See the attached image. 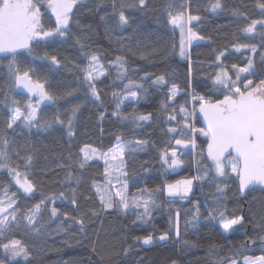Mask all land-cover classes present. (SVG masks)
Segmentation results:
<instances>
[{
  "label": "snow or ice",
  "instance_id": "6c2138e0",
  "mask_svg": "<svg viewBox=\"0 0 264 264\" xmlns=\"http://www.w3.org/2000/svg\"><path fill=\"white\" fill-rule=\"evenodd\" d=\"M89 2L0 0V58L8 61L4 99L0 100L8 110L4 123L0 125V171L6 172L9 178L7 183L0 184V264H21V261L31 264L33 244L46 246L54 236L62 233L75 235L71 231L73 225L78 226V232L84 235V239H88L87 223L92 217L110 211L127 215L135 209L136 219L132 223H147L152 219L154 210L167 206L169 227L158 239L167 241L173 230L179 239L181 209L176 208L174 216L172 209L177 200H190L197 182L207 181L216 186V198L212 206L207 208L204 220L215 222L225 234L238 231L244 227L245 217L236 215L235 210L230 212L224 202L230 185H235V191L241 197L257 186L264 189V0L255 2L254 7L259 10L258 18H252L238 7L230 10L237 20L238 33L232 34L231 51L229 46L213 50L215 55L207 65L210 71L205 74L206 91L203 93H198L193 87L194 62L190 48L195 41L212 38L203 36L199 31L203 20L199 8L194 14L192 0H179V3L177 0H167L160 10L167 17L173 37L177 31L179 33L178 45L173 39L168 54L178 55L181 60L187 61V88L182 93L179 85L169 83L167 74L152 78L151 74L145 73L140 79L145 82L150 80L149 87L167 88L158 110L168 125L166 130L161 128L168 139L164 147L157 149L161 168L165 174L183 168L186 161L182 159L181 150L190 148L194 154L192 163L196 174L172 182L164 180L153 188L144 187L131 193L129 181L132 176L128 172L127 160L132 154L146 150L149 144L147 138L133 137L126 140L123 135H116L115 142L107 148L93 147L88 143L77 146L74 143L77 137L75 124L80 104H74L66 115L59 108L50 117L42 115L48 105H57L59 100L72 96L77 89L60 92L47 74H39L33 66L34 61H47L48 72H54L62 66L66 67L67 58L62 60L57 54L47 51L39 55L37 50L51 47L58 41L66 42L73 36L74 27L80 30L75 37L76 43L84 49L92 25L81 21L78 16ZM103 3L104 0L97 3V10ZM111 6V13L105 12L99 19L107 24L109 17L114 18V26L118 29L131 26V17L126 13L129 8L145 13L157 11L149 0H112ZM205 10L215 14L225 11V5L222 0H209ZM241 24L242 27L239 26ZM234 54H239L243 59L228 63V57ZM148 55L150 53L140 52L142 59ZM85 56L86 64H74L79 70L77 79L80 80L82 75L81 82L87 86L91 99L102 105L96 81L106 74L108 68L101 62L99 54L88 52ZM127 63L123 56L109 61V67L117 70V79L122 82L127 79L123 89L112 94L118 102L111 115L118 120L128 121L135 131L150 125L153 113L138 114L135 110L128 114L122 112L121 106L126 101L139 102L149 90L144 83L127 76ZM196 63L202 65V62ZM17 89L27 93L23 103L12 95ZM181 94L186 99L177 104ZM105 117L106 110L100 111L99 119L103 121ZM197 119L202 120L203 127L196 126ZM57 126L63 128L68 138L66 154L62 153L55 165L64 171V178L60 181L61 190L49 194L41 192L40 198L29 204L28 201L40 191L34 171L39 149L30 143L27 146L18 144L10 133L19 134L17 129L21 127L31 133L33 129L46 132ZM99 161L104 165L103 180L93 178L88 183L85 171L92 163ZM144 170L148 171L147 168ZM40 171L46 178L51 169L43 168ZM81 197L85 203L93 200L96 203L80 211ZM21 201H24L23 205ZM57 201H60V205L67 203L77 214L62 211ZM191 203L194 211L184 223L186 226L199 227L202 216L200 204L195 200ZM248 222L253 224L254 229L264 232V210L259 221L254 218ZM154 239L152 234L134 237V241L143 245L152 244ZM259 239L264 244V235ZM254 243L252 238L241 242L235 256H221L217 264H264V254L243 255L248 245ZM98 244L97 234V239L92 241L94 252ZM216 247L211 245L209 253L214 252ZM128 251V248L124 249L125 254ZM172 264L176 262L172 261Z\"/></svg>",
  "mask_w": 264,
  "mask_h": 264
},
{
  "label": "trees",
  "instance_id": "16d2710c",
  "mask_svg": "<svg viewBox=\"0 0 264 264\" xmlns=\"http://www.w3.org/2000/svg\"><path fill=\"white\" fill-rule=\"evenodd\" d=\"M100 0H90L86 8H82L78 19L85 23H90L92 29L88 34L85 44L81 49L76 43V35L80 30L73 28V36L66 42L58 41L56 44L47 48L37 50L39 55L45 51L57 54L62 60L66 57V67L62 66L59 71L48 72V62L36 60L33 66L37 68L39 74H47L53 83V86L60 92L71 89H77L72 96H65L59 100L57 105H48L42 113L45 117L52 116L57 108L67 114V110L74 104H80V111L77 114L76 132L77 137L74 143L77 146L85 143L93 147L107 148L115 142L116 135H123L124 139L133 137L147 138L149 144L143 152H137L127 160V168L132 180L129 181V192H135L144 187L153 188L161 184L164 180L169 182L182 179L196 174L193 165V154L189 153L182 156L186 161L185 166L177 173L165 174L159 162L157 149L164 147L168 137L161 128L166 130L167 124L164 115L159 113L160 102L165 99L167 88L156 89L149 87L151 81H142L140 78L145 73L151 74L152 78L157 75L167 74L169 83H176L183 90L187 88L188 65L187 61L181 60L178 55L168 54L171 50L173 39L177 45L179 42V33L175 34L167 25V17L161 13V9L167 3V0H149L150 5L157 11L140 12L134 8H129L126 13L130 15V27L118 29L114 26V18L109 17L107 24L101 22L99 17L105 12L111 13L112 0H104L103 5L97 10V3ZM131 2V0H129ZM179 3V0H177ZM256 0H222L225 5V11L212 13L206 11L209 0H192L193 13H196L197 7L199 14L203 17L200 25V33L205 37H211V40L195 41L190 48L191 59L194 62L193 87L198 93H203L205 89V74L210 71L208 63L214 59V49H222L229 46L233 33H238V24L236 18L231 15L230 10L234 7L240 8L248 13L252 18H258L259 10L254 7ZM91 9V11H89ZM242 19V18H241ZM47 22V21H46ZM239 26H243L242 24ZM135 30V31H134ZM247 42V41H242ZM139 47V50H138ZM153 49L158 51L153 52ZM150 53L145 58H141L140 52ZM94 52L101 56V62L108 68L104 76L96 81V88L101 95L100 102H94L87 92V86L77 79L79 70L74 64L84 65L87 63L85 53ZM135 53V54H133ZM117 56H123L127 60V76L133 80L144 83L148 93L139 102L126 101L121 110L124 114L132 113H153V121L150 125H145L142 129L133 131V125L128 121H121L112 117L111 113L118 102L113 97V92H120L127 79L123 82L117 79V70L109 67V61ZM31 59V58H28ZM237 59H243L239 54L230 55L227 62H235ZM202 62V65L200 63ZM8 61L0 58V100L4 99V91L7 81ZM16 99L23 103L27 99L24 92L15 91L12 93ZM186 97L181 94L177 104L182 103ZM100 105V106H98ZM43 107V106H42ZM106 110V117L103 121L99 119V112ZM8 114L7 107L0 103V125L4 123ZM197 127H201L199 119L195 121ZM103 130V131H102ZM19 134L14 135L18 144L27 146L29 143L39 149L36 153V174L37 183L40 185L35 197L28 201L29 204L35 203L40 198L41 192L49 194L57 192L60 189V181L64 178V171L57 169L55 165L59 162L61 154H66L68 138L61 126H57L49 131H38L33 129L31 133L23 127L17 129ZM155 142V147H153ZM49 168L51 171L47 177L43 176L40 169ZM103 162H94L85 171L88 183L95 178L103 180ZM147 168L148 171L144 169ZM7 173L0 171V184L8 182ZM15 190V188H13ZM87 190V184L84 186ZM215 183L197 182L190 194L189 201L177 200L172 209V215H175V209H181V236L175 237V231L167 241H160V234L168 229L169 211L167 206L154 210L152 219L147 223L137 221L136 210L132 209L127 215H121L116 211L102 213L99 216L92 217L87 223V236L78 232V226L73 225L72 232L75 235L60 234L54 236L53 240L44 245L33 244V256L31 264H217L221 256H235L240 250L241 242H246L249 238L255 240L254 244L248 245V250L243 251V255L259 256L264 254L262 248L264 244L259 237L264 232L254 229L252 223L248 221L255 218L259 221L261 211L264 210V190H254L247 194L244 200L235 191V185H230L227 191V203L229 211L235 210L236 215L245 217L244 227L238 231L224 234L215 222L204 220L207 215V208L212 206L216 198ZM163 200V197H161ZM192 200L198 201L202 216L199 227L185 225L194 211ZM22 205L24 201H21ZM94 200L85 203L81 197L80 211L93 207ZM60 205V201H57ZM62 211H69L73 215L70 205L64 203L60 205ZM63 219V217H61ZM59 222V221H57ZM55 227V224L52 225ZM99 239L97 251L92 250V241ZM152 234L156 239L150 245H143L134 241L136 236H145ZM79 241V243L77 242ZM187 241V243H185ZM31 243V242H30ZM216 245V249L211 254L209 247ZM129 251L125 254L124 249ZM242 259V257H240ZM21 264H24L21 261Z\"/></svg>",
  "mask_w": 264,
  "mask_h": 264
},
{
  "label": "rangeland",
  "instance_id": "374dc122",
  "mask_svg": "<svg viewBox=\"0 0 264 264\" xmlns=\"http://www.w3.org/2000/svg\"><path fill=\"white\" fill-rule=\"evenodd\" d=\"M17 91L26 93L23 89H17ZM26 94H27V93H26ZM189 151L192 152V150H191L190 148H189V149H183V150H181V152H182V156H184L185 154L189 153ZM192 154H193V152H192ZM193 155H194V154H193ZM180 170H182V168L177 169L176 172H174V173H177V172H179ZM168 174H173V173L170 172V173H168ZM194 187H195V185H194ZM221 231H222V230H221ZM224 234H225V233H224ZM227 234H228V233H227Z\"/></svg>",
  "mask_w": 264,
  "mask_h": 264
},
{
  "label": "water",
  "instance_id": "95a60500",
  "mask_svg": "<svg viewBox=\"0 0 264 264\" xmlns=\"http://www.w3.org/2000/svg\"><path fill=\"white\" fill-rule=\"evenodd\" d=\"M199 121H200V125H201V127H203L204 125H203L202 120H199ZM255 190H264V189H262L261 187L257 186V187L255 188ZM252 191H254V190H249V191L247 192V194L250 193V192H252ZM246 196H247V195H246ZM246 196H245V197H241V196H240V199H241V200H244V199L246 198Z\"/></svg>",
  "mask_w": 264,
  "mask_h": 264
}]
</instances>
